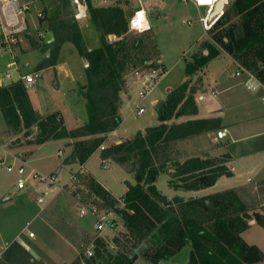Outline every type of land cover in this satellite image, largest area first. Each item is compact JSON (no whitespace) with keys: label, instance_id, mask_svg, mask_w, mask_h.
<instances>
[{"label":"trees","instance_id":"16d2710c","mask_svg":"<svg viewBox=\"0 0 264 264\" xmlns=\"http://www.w3.org/2000/svg\"><path fill=\"white\" fill-rule=\"evenodd\" d=\"M87 4L88 16L80 21L74 18L69 40L89 62L85 125L70 130L56 113L40 116L21 80L0 86V108L8 135L23 130L29 135L33 129L39 145L73 140L66 165L85 164L106 136L120 127L119 94L127 80L125 75L136 69L153 68L158 61L152 55L156 49L154 35L145 44L140 39L128 40V18L132 13L127 16L120 5L97 7L91 0ZM212 29L214 43H204L208 54H195L192 62L186 63V80L156 105L158 125L103 152L105 159L129 168L136 176V184L128 183L124 196L117 199L93 177L86 179L90 192L99 200V205H93L118 216L123 229L111 240L104 236L95 238L94 255L87 258L82 253L72 264H134L139 258L148 264H162L186 247L191 249L189 264H232L231 259H236L235 264H255L264 260L255 246L242 239L250 225L248 220L254 215L236 191L169 199L157 187L159 177L165 173L170 177L171 189L187 193L208 189L219 178L231 176L226 166L229 156H196L181 161L177 147L182 141L221 128L220 118H195L197 95L204 86L202 75L220 55L216 45L264 82V0H234ZM111 35L120 40L111 42ZM182 118L190 119L179 121ZM118 226L117 221L115 230ZM28 262L38 264L32 255Z\"/></svg>","mask_w":264,"mask_h":264},{"label":"rangeland","instance_id":"374dc122","mask_svg":"<svg viewBox=\"0 0 264 264\" xmlns=\"http://www.w3.org/2000/svg\"><path fill=\"white\" fill-rule=\"evenodd\" d=\"M91 1L97 7L120 5L127 16L140 6L147 10L149 21L153 26L150 34L128 33L127 37L130 42L140 39L143 44L149 41L151 34L155 37L156 49H154L155 54L152 55L156 56L166 69L165 77L160 80L150 97L157 99L158 102L166 99V88H177L186 80V63L192 62L195 54L207 55L208 48L204 43L213 42L212 39L215 37L213 29L205 31L200 22V18L206 15V8L199 9L180 0H109L108 3H104V0ZM232 2L226 6L225 11ZM25 5L28 6V10H24L26 25H33V22L38 19L39 11L38 16L42 14L39 19L49 22L46 31L55 32L57 39L51 45L43 47L41 42L35 40V36L29 34L27 27L25 32L19 35L20 42L14 47L13 52L5 50L0 54V78H4L6 84L18 81L21 75L32 73L35 83L29 86L28 91L35 97L36 103L41 105L44 114L48 115V109L51 107L61 109L60 103L62 104L65 100V106L62 107L65 117L60 112L56 113L59 121L62 120L70 130L81 127L88 122L85 93L88 85L86 69L89 68V62L69 41L73 32L72 26L75 24V9L68 0H18V6L22 9ZM11 7L15 11L18 10L16 4ZM0 17L5 19L2 14ZM3 27L4 23L0 21V48L3 43L1 36ZM109 40L116 42L120 39L112 37V40ZM68 43L72 46L64 50L65 61L61 62L69 63L75 82L72 83L69 93H67L68 89L63 90L64 87L61 85L60 94H57L58 90L54 88L52 75L34 71L33 56L20 58V54L24 51L39 50L34 54L38 59L43 60L41 66H46L59 58L61 50L59 51L58 48L62 49V45ZM51 46H53L51 55L45 58L43 52ZM216 46L220 54L224 53L220 46ZM73 49L77 50V61L73 58ZM11 55L12 60L16 61V63L13 62L14 67H10L11 60L9 62L7 58ZM84 61H87L88 65ZM17 65H20L19 71H17ZM236 69L237 66L226 57L212 60L204 70L210 90L220 91L225 79H235L232 74ZM127 74L125 75L126 83L119 94L122 123L118 129L106 136L103 145L83 165L80 162L70 165L64 163L72 151L70 146L74 147L73 140L48 141L39 145L36 143L38 136L33 129L28 132L29 135L25 130L8 135L7 125L0 108V146L4 144L10 149L5 153L1 148L0 159L5 158L6 164H14L16 168L20 164L14 160V157L20 162H26L27 175L32 171L40 178L55 175L59 179L57 185L60 187L59 189L49 188L50 185L47 182L43 183L39 178L29 177L26 189L19 192L16 187L17 171L9 173L5 167L0 169V252L6 247V242L9 246L5 248L0 264H30L28 259L31 257V251L39 255V258L35 259L38 264H72L82 256L83 251L89 247L88 244L94 242L95 238L104 236L111 240L123 229L118 216L102 209L103 213L117 220L119 226L113 232L105 230L99 234L95 227L96 219L81 216V209L83 206L99 203L86 184V179L90 177L103 185L117 199L124 196L128 183L136 184V176L129 172V168L105 159L103 152H109L116 145L134 139L139 131L158 124L155 106L149 104L150 98L141 101L137 97V90L129 83L131 73ZM7 75H11L13 79H7ZM62 80L64 78L59 79L60 82ZM57 95L62 96L60 102L57 100ZM209 96L211 93L207 95V98ZM140 105L146 109L142 115L138 112ZM73 177L78 180L73 182ZM167 182L166 174H162L158 179L159 188L164 192H170ZM45 193H47L45 204H37V198ZM4 196L11 199L4 201ZM251 220H248L249 228L253 222ZM29 233H34L35 237L31 239L28 236ZM38 246L39 249H37ZM185 250L190 251V247H186L183 251ZM111 251L114 250L111 248ZM235 262L236 259L230 261L232 264ZM134 264L148 263L143 258H139Z\"/></svg>","mask_w":264,"mask_h":264},{"label":"crops","instance_id":"0c3cea01","mask_svg":"<svg viewBox=\"0 0 264 264\" xmlns=\"http://www.w3.org/2000/svg\"><path fill=\"white\" fill-rule=\"evenodd\" d=\"M38 13V19L33 22V25L31 26L27 24L26 26L29 28V34L35 36V40L41 42L42 46L45 47L47 45L45 44L44 40L45 35L48 32L46 30H48L49 22L44 20L40 21ZM56 39L57 38L55 37V40ZM69 46L72 45L69 43L63 44L62 49L58 48L59 51L61 50V55L59 56V58L53 61V63L51 64L42 66L44 68H42L41 70L39 67L42 64L43 60L38 59L36 54H34L39 50L29 52L24 51L19 54L20 58L33 56V61L35 63V66L33 67L34 71L47 75L49 73L52 75V79H54L53 83L55 85L54 88L58 90L57 94H60L61 85L62 87H64L63 90L68 89L67 93H69V89L73 85L72 83L75 82L74 74L69 66V63L61 62L65 61L63 52L66 49H70ZM73 50V58H75V60L77 61V50ZM46 51L47 49L43 53H45ZM221 57L222 59L225 57L230 59L237 66L236 71L232 74V76L234 75L235 79H225V81L223 82L224 86L220 91L216 89L210 90V88L208 87L209 85L207 84L208 82L204 76L206 75L204 71V86L203 91L199 95H197L198 115L195 118H220L221 128L218 131L225 130L227 133V137L222 140L218 139V131H214L206 135L182 141L178 144L177 147L182 154L180 157L181 161L196 156L209 158L222 157L224 155L229 156L230 160H228L226 166L229 168L231 176L221 177L218 179L214 186L198 192L187 193L175 191L171 189L169 185L168 188L170 192H164L159 188L158 182L157 187L162 192V194H164L169 199L177 196L184 198L201 197L229 190L236 191L235 193L238 195L239 199L242 200V202L247 207H249L250 214L254 215L251 220L253 222L250 228L242 234V239L247 245L255 246L264 255V82L259 80L262 83L263 87H258L256 86V84H253L255 89L248 90L245 83L248 80L249 75L246 72H242L239 64H237V62H235V60L230 56L222 53L216 59H220ZM7 58L9 59V62L11 60L10 67H14V63H16V61L12 60V55L11 57ZM27 60L31 61V59ZM17 66L20 67V65ZM238 71L241 72L240 76L236 75ZM28 75H32V77L34 78L32 73H29ZM60 78H64V80L60 82ZM12 79L13 77L11 76L9 80ZM4 80L3 85H7L10 83L9 82L5 84ZM29 86L26 87L27 91L29 90ZM206 88L208 90H206ZM172 90L173 88L168 87L166 88L165 93L168 95V93H170ZM209 93H211V96L207 98V95ZM28 94L35 111L40 116L45 117L60 112L65 117V112L63 113L62 110V107L65 106V100L62 104L60 103L61 109L51 107L50 109H48L47 115L42 111L41 105L36 103L35 97L31 95L29 91ZM152 94L149 96V98L152 96ZM61 97V95H57L58 102L61 101ZM160 102L162 101L158 102L157 99H149V104L155 106V109L156 105ZM189 119L190 118H182L179 121H187ZM1 148L5 153L10 150L4 144L3 146H0V149ZM14 160L20 163V161L16 160L15 157ZM0 161H5V158H3L2 160L0 159ZM169 172L172 173L174 172V170L169 169ZM165 174L167 175L169 181V175L167 173ZM10 199L11 198H8L6 196L3 197L4 201H8ZM5 244V248L7 249L9 246H7V242ZM5 248L3 250L1 249L2 251L0 252V259L6 251ZM39 248L40 247L38 246L37 249ZM190 253L191 249L190 251H181L174 257L170 258L171 260L169 259L165 262H162V264H189ZM255 264H264V260Z\"/></svg>","mask_w":264,"mask_h":264},{"label":"built area","instance_id":"2783aa9c","mask_svg":"<svg viewBox=\"0 0 264 264\" xmlns=\"http://www.w3.org/2000/svg\"><path fill=\"white\" fill-rule=\"evenodd\" d=\"M70 4L75 9V19L77 21L86 19L88 16V4L87 0H69ZM109 0H104V3H108ZM185 4H192L197 8H206V15L204 17L200 18V22L202 23V26L205 31H210L214 25L217 23V21L224 15V13H221L217 17H213L214 9L218 3L219 0H180ZM17 5L18 10H13L11 6ZM15 9V8H14ZM24 10H28V6L25 5L24 9H22L20 6H18V0H0V15H4L5 19H1V23H4L3 32L1 33V36L3 38L2 48H0V54L3 53V51H11L13 52V49L15 46H17L20 42L19 35L25 32L27 26L25 23V12ZM40 17L42 14L39 15ZM152 25L149 21V16L147 10L140 6L136 10L132 12L130 17L128 18V32L133 34H144L152 30ZM112 37L117 38L116 36H109V39L112 40ZM17 67V71L20 70V67ZM242 72H246L249 75L248 80L246 81V87L248 90L255 89L253 84H256L258 87H263L262 83L257 79L253 74L250 72L244 70L241 68ZM166 75V69L164 68V65L159 60L156 63V66L153 68H146V69H136L131 72L129 83L132 86V88H135L137 90V97L143 101L154 92L156 89L158 83L160 82L163 77ZM237 76L241 75V72L236 73ZM7 79L11 78V75L6 76ZM3 80L0 79V86H3ZM19 80L23 81L26 87H28L31 84L35 83L34 78L32 75H21ZM146 111L145 107L143 105H140L139 107V115L144 114ZM218 139H225L227 137V133L225 130L218 131L217 133ZM20 165L16 168L14 164H6L5 161H0V169L5 167V169L9 173H13L15 170L18 174L17 179V189L22 191L26 189L29 177H34L35 179H40L43 183H48L50 185L49 188L56 187L59 189L57 182L58 178L55 175H52L50 177H43L40 178L36 173L33 171L27 175V167L26 162H20ZM73 182L78 180V178L73 177ZM62 188V187H61ZM46 195L47 193L43 194L42 196L37 198V204L43 205L46 202ZM81 216H90L93 219H96V231L99 234H102L105 230H109L113 232L117 226V221L113 218H110L109 215L103 213L102 209L96 205L91 206H83L81 209ZM31 239L35 237L34 233H29L28 235ZM94 249L95 245L92 243L89 245L87 249L83 252V254L90 258L94 255ZM1 257V255H0Z\"/></svg>","mask_w":264,"mask_h":264},{"label":"water","instance_id":"95a60500","mask_svg":"<svg viewBox=\"0 0 264 264\" xmlns=\"http://www.w3.org/2000/svg\"><path fill=\"white\" fill-rule=\"evenodd\" d=\"M232 1L234 0H219L213 13V17L219 16L221 13L225 12V8L227 5H229ZM55 41V35L52 31H48L45 35V44L46 45H51ZM53 46L49 47V49L45 52L44 57L49 58L52 52ZM86 65H88L87 61H84ZM31 255L34 258H38V255L35 252H31Z\"/></svg>","mask_w":264,"mask_h":264}]
</instances>
